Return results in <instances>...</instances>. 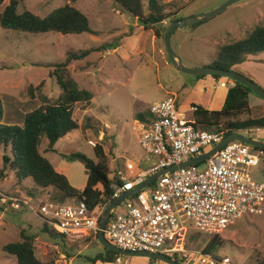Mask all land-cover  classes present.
I'll list each match as a JSON object with an SVG mask.
<instances>
[{
  "label": "rangeland",
  "instance_id": "rangeland-1",
  "mask_svg": "<svg viewBox=\"0 0 264 264\" xmlns=\"http://www.w3.org/2000/svg\"><path fill=\"white\" fill-rule=\"evenodd\" d=\"M9 1L3 0L0 12ZM157 1L171 5L167 13L183 8L178 16L185 19L210 12L229 0ZM66 4L85 13L96 34H31L0 26V98L5 111L3 123L22 125L27 113L51 104L62 96L63 89L57 76L53 75L55 66L64 62L70 51L81 53L99 48L83 59L71 61L70 72L81 87L92 91L94 98L92 104L79 102L74 105V118L79 123V130L60 139L55 150L46 153L56 169L64 173L76 188L83 189L86 186L85 165L79 159L70 160L65 156L82 152L94 159V146L89 144L91 140L102 144L107 152L110 149L113 151V172L125 168L127 162H140L142 168H145L155 161L154 156L147 155L141 148L134 129L137 121L134 118L136 112H133L137 101H144L147 109L149 105L165 99L168 94L175 93L180 110L189 119L194 117L191 107L195 104L211 110L223 107L224 104L221 105L218 100L232 85L222 88L221 83L231 80L235 84L233 79H215L211 75L198 78L181 71L170 61L163 38L160 44L165 57L160 56L159 65L156 66L150 57V47L153 35L151 28L152 25L157 26V23L152 22L145 30L133 16L116 9L112 0H20L19 12L29 10L45 17ZM143 4L147 15L149 0H143ZM263 24L264 0H241L201 24L178 29L172 35L171 42L186 66L203 67L216 60L223 45L247 37L256 26ZM105 43H117L122 48L117 53H103L106 49H100V46ZM235 67V70L264 88V53L251 55L245 64ZM250 95L254 116H262L264 99L256 92ZM242 134L264 140V129H251ZM47 143L48 140L44 138L42 150ZM10 150L0 148V175L3 156L10 155ZM249 175L262 182L263 165L252 167ZM18 181L16 173L6 169L5 176H0V191L29 196L27 192L38 188L31 178L24 179L22 186L18 185ZM37 191L33 192L34 198L31 199L36 210L40 202L48 200L47 193L40 188ZM119 208L123 210L124 207L121 205ZM44 221L45 218L31 208L0 211V248L18 240L21 231L26 229L28 234L35 236L36 255L41 262L93 264L92 259L105 252L96 237L89 240L87 237L63 239L43 232ZM191 232L195 230L190 229L188 235ZM220 234L221 247L216 252L219 256L230 257L232 264H264V212L246 214ZM204 239L208 241L211 236L203 235L201 240ZM204 243L198 248L201 249ZM120 258L121 262L107 264H167L145 256L120 254ZM0 264H18V261L15 256L0 252ZM96 264L104 263L97 261Z\"/></svg>",
  "mask_w": 264,
  "mask_h": 264
},
{
  "label": "built area",
  "instance_id": "built-area-1",
  "mask_svg": "<svg viewBox=\"0 0 264 264\" xmlns=\"http://www.w3.org/2000/svg\"><path fill=\"white\" fill-rule=\"evenodd\" d=\"M228 84L234 83L224 81L221 86L225 88ZM178 102L175 93L168 94L149 105V122L135 123L141 148L154 156L155 161L145 168L140 162H127L125 168L114 170L113 200L133 191L162 169L178 167L212 150L226 137L224 131L195 126L193 119L180 110ZM89 144L97 145L93 140ZM260 160V153L251 145L233 140L202 166L192 165L162 174L113 210L104 229L105 238L128 251L179 255L186 264H232L228 256L205 254L199 248L188 247V233L193 229L204 235L220 234L246 214L264 212V180L258 182L249 175ZM97 188L104 191L102 184ZM0 195V207L5 211L31 208L51 221L60 233L77 238L99 235L100 220L111 203L104 201L90 209L84 201L46 200L36 210L30 196L1 192ZM121 205L123 210L119 208Z\"/></svg>",
  "mask_w": 264,
  "mask_h": 264
},
{
  "label": "trees",
  "instance_id": "trees-1",
  "mask_svg": "<svg viewBox=\"0 0 264 264\" xmlns=\"http://www.w3.org/2000/svg\"><path fill=\"white\" fill-rule=\"evenodd\" d=\"M112 1L116 9L130 14L145 28H149L154 20H158L157 26L152 25V27L159 39H164V33L169 23L183 19L178 16L183 8L176 12L167 13L168 6L171 5L160 4L157 0H149L147 15L144 13L143 0ZM2 2L3 0H0V4ZM19 3L20 0H10L9 4L0 12L1 27L31 34L59 32L67 35L93 32L88 16L72 5L66 4L54 9L47 16L41 17L29 10L19 12ZM167 21L170 22L164 26L163 24ZM203 22L205 21L194 23L191 26ZM117 45V43H105L100 46V49L116 48ZM97 50L99 48L84 50L81 53L70 51L65 61L55 66L53 73L54 76H57L63 89L62 96L51 104H46L27 113L22 125L3 123L5 111L0 98V148L11 149L10 155L4 154L3 156L1 177L5 176L6 169H10L16 173L19 179L18 185L21 186L24 179L31 178L38 187L34 188L33 192H38L37 190L40 188L47 193L48 200L58 203L84 201L90 209H94L101 202L113 201L111 197L113 179L111 176L114 173L112 169L114 156L111 149L107 152L102 144H97L93 147L94 159L82 152L65 156L70 160L79 159L83 161L87 175V183L83 189L76 188L70 179L64 173L58 171L46 156L48 151L55 150L60 139L75 130H79V123L74 118V105L79 102L89 104L94 98L91 90L79 86L70 72L69 65L72 60L83 59L90 52ZM259 53H264V24L256 26L247 37L223 45L216 60L210 65L225 70L236 69L235 66L244 63L249 56ZM201 77L206 76H198V78ZM212 77L215 79L222 78L219 75H213ZM233 80L235 84L228 89L221 109L211 110L201 105H194L193 121L195 126L207 130L213 128L212 131H224L226 137L251 129H264V112L262 116L255 117L253 107L250 104V93L254 91L240 81ZM150 117L151 114L147 108L145 111H137L134 118L140 122H149ZM44 138L48 140V143L46 148L42 150L41 143ZM252 148L260 153V164L264 167V148L254 146ZM204 164L205 162L197 166ZM99 184L103 185L104 191L97 188ZM23 188L26 189L24 186ZM33 192L29 191L27 195L34 198ZM1 193L9 194V192ZM0 211H4V209L0 207ZM43 226V232L63 239L67 238L66 235L57 231L51 221L45 220ZM203 235L198 232L191 233L187 240V246L198 248L199 245L201 246L206 242L201 250L205 254H218L216 252L221 247V234L210 235L211 239L208 241L201 240ZM93 237L98 238V234L86 239L89 240ZM0 252L15 256L18 264H52L41 262L37 258L35 236L28 234L26 229L21 231L18 240L4 244L0 248ZM173 257L181 264H186L185 259L179 255ZM118 258H120L119 253L105 248V252L96 255L92 259V263L96 264L97 261H103L104 264H107L117 261ZM151 260L159 261L157 259Z\"/></svg>",
  "mask_w": 264,
  "mask_h": 264
},
{
  "label": "water",
  "instance_id": "water-1",
  "mask_svg": "<svg viewBox=\"0 0 264 264\" xmlns=\"http://www.w3.org/2000/svg\"><path fill=\"white\" fill-rule=\"evenodd\" d=\"M239 1H241V0H229L228 2L224 3L220 7L216 8L210 12L200 13V14L182 19V20L172 21L168 25V27L164 33L165 46H166L170 61L181 71L188 73V74H191V75H195V76L219 75L221 77H228V78L238 80L241 83L247 85L249 88H251L254 92H256L259 96H261L264 99V88L261 87L259 84H257L252 79H250L249 77L243 75L242 73L238 72L235 69L225 70V69L216 68V67L211 66V65H206V66L197 67V68H191V67L186 66L183 63L181 56L173 49V45L171 42L173 32L176 29H185L194 23L206 21V20L218 15L219 13H221L228 6L232 5L233 3L239 2ZM153 22L158 23L159 21L154 20ZM233 140H240V141H242L246 144H249L251 146L264 148V140H260V139L254 138V137H250V136H247V135L242 134V133H235V134H232L230 136L225 137L222 140V142H220L218 145H216L212 150H210V151H208L202 155H199L195 158H192L186 162H183L178 167L165 168V169H162L161 171L151 175L142 184L138 185L133 191H128V192L124 193L120 197L111 201V203L108 205L103 217L100 220V231H99V235H98V240L102 244V246L105 247L107 250L115 251V252L122 254V255L145 256V257H148L150 259L162 260V261L166 262L167 264H181L174 257L166 255V254L151 253L148 251L133 252V251L121 249V248L113 245L112 243H110L105 238L104 229H105V227H106V225H107V223L111 217L113 210L123 200H125V198H127L128 196H130V195H132L138 191H140L141 189H143L145 187L150 186L159 176H161L162 174H164L166 172H169L170 170H175L178 168H184V167H188V166H192V165H198L200 163L205 162L207 159L212 157L216 152H218L225 144H227Z\"/></svg>",
  "mask_w": 264,
  "mask_h": 264
},
{
  "label": "crops",
  "instance_id": "crops-1",
  "mask_svg": "<svg viewBox=\"0 0 264 264\" xmlns=\"http://www.w3.org/2000/svg\"><path fill=\"white\" fill-rule=\"evenodd\" d=\"M168 22H170V21H167L166 23H164L163 25L165 26ZM170 24V23H169ZM142 27L145 29V30H147L148 28H145L143 25H142ZM92 28V27H91ZM152 30H153V35L151 36V47H150V51H151V60L153 61V64H155L156 66H158L159 65V62H158V59H159V57L161 56L162 58H164L165 57V52H164V50H163V48L161 47V44H160V39L156 36V33H155V30H154V28L152 27L151 28ZM92 30L94 31L95 29H93L92 28ZM100 32V31H99ZM91 34H96V33H91ZM93 38V37H92ZM141 42H145V40H141ZM118 47H116V48H109V49H106V50H104L103 51V53H107L108 51H111V52H118V51H120V49L122 48V46H120V45H117ZM137 49V46H135V50ZM109 53V52H108ZM107 53V54H108ZM110 54V53H109ZM159 54V55H158ZM242 64H245V62L244 63H242ZM157 69V68H156ZM72 74V76L75 78V76H74V74L73 73H71ZM88 75V74H87ZM76 79V78H75ZM77 81V80H76ZM78 83V82H77ZM80 86V85H79ZM81 87V86H80ZM81 88H85V87H81ZM223 88V87H222ZM225 88H227V87H225ZM85 89H87V88H85ZM227 92H228V90L226 91V93H225V95H222L221 94V97L219 98V102H220V104L222 105V104H224V102H225V99H226V96H227ZM93 101V100H92ZM91 104H92V102H91ZM146 103L144 102V101H142V100H140V101H137L136 102V105H137V107H136V110L133 112V114L135 113V112H137V111H145L146 110V105H145ZM149 107V106H148ZM133 116V115H132Z\"/></svg>",
  "mask_w": 264,
  "mask_h": 264
},
{
  "label": "clouds",
  "instance_id": "clouds-1",
  "mask_svg": "<svg viewBox=\"0 0 264 264\" xmlns=\"http://www.w3.org/2000/svg\"><path fill=\"white\" fill-rule=\"evenodd\" d=\"M224 88V87H223ZM137 121V120H136ZM92 146V145H91Z\"/></svg>",
  "mask_w": 264,
  "mask_h": 264
},
{
  "label": "flooded vegetation",
  "instance_id": "flooded-vegetation-1",
  "mask_svg": "<svg viewBox=\"0 0 264 264\" xmlns=\"http://www.w3.org/2000/svg\"><path fill=\"white\" fill-rule=\"evenodd\" d=\"M198 77V76H197Z\"/></svg>",
  "mask_w": 264,
  "mask_h": 264
}]
</instances>
